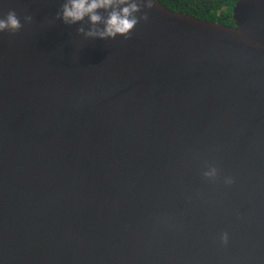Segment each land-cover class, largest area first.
<instances>
[{
    "label": "water",
    "instance_id": "95a60500",
    "mask_svg": "<svg viewBox=\"0 0 264 264\" xmlns=\"http://www.w3.org/2000/svg\"><path fill=\"white\" fill-rule=\"evenodd\" d=\"M64 2L0 0V264H264V0L114 39Z\"/></svg>",
    "mask_w": 264,
    "mask_h": 264
},
{
    "label": "clouds",
    "instance_id": "9594fccd",
    "mask_svg": "<svg viewBox=\"0 0 264 264\" xmlns=\"http://www.w3.org/2000/svg\"><path fill=\"white\" fill-rule=\"evenodd\" d=\"M157 0H65L60 12H57V19H63L65 24H76L85 20L87 17L92 27L86 30L84 27L78 29L89 37H99L101 39L115 38L118 34L129 38L132 30L141 19L147 20L148 15H136L140 13L142 7L153 8ZM103 10V11H101ZM106 13V15H105ZM25 22L31 23L33 17L26 15ZM102 24L103 27H97ZM23 27L15 10L7 13L6 18H0V32H17ZM206 177L216 175V169L213 168L205 172ZM232 181L229 180V183ZM224 243H227L228 236L225 233L222 237Z\"/></svg>",
    "mask_w": 264,
    "mask_h": 264
},
{
    "label": "trees",
    "instance_id": "16d2710c",
    "mask_svg": "<svg viewBox=\"0 0 264 264\" xmlns=\"http://www.w3.org/2000/svg\"><path fill=\"white\" fill-rule=\"evenodd\" d=\"M167 7L201 19L234 25L233 8L238 0H159Z\"/></svg>",
    "mask_w": 264,
    "mask_h": 264
}]
</instances>
